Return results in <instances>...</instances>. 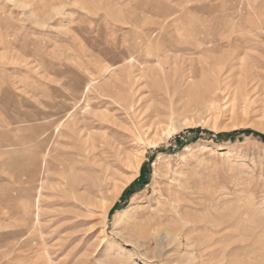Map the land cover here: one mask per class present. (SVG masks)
Here are the masks:
<instances>
[{
	"label": "rangeland",
	"instance_id": "obj_1",
	"mask_svg": "<svg viewBox=\"0 0 264 264\" xmlns=\"http://www.w3.org/2000/svg\"><path fill=\"white\" fill-rule=\"evenodd\" d=\"M243 130L264 0H0V264H264Z\"/></svg>",
	"mask_w": 264,
	"mask_h": 264
},
{
	"label": "trees",
	"instance_id": "obj_2",
	"mask_svg": "<svg viewBox=\"0 0 264 264\" xmlns=\"http://www.w3.org/2000/svg\"><path fill=\"white\" fill-rule=\"evenodd\" d=\"M235 135L250 136V137H252V138H254V139H257V140L261 141V142L264 144V136L259 135V134L255 133V132H252V131H250V130H243V131H240V132H234V133H232V134H230V135H226V136H227V137H233V136H235ZM222 137H223V136H222ZM177 142L179 143V144H178L179 147H181V146H182V143H181L179 140H177ZM146 166H147V164H144V165H143V170L145 169ZM146 182H147V178L145 179L144 176H143L142 180H139V181H137V182H133V183L129 186V188L124 192V198H127L128 196H130V194H132V193H134L135 191L141 189V187H142L143 185H145Z\"/></svg>",
	"mask_w": 264,
	"mask_h": 264
},
{
	"label": "bare ground",
	"instance_id": "obj_3",
	"mask_svg": "<svg viewBox=\"0 0 264 264\" xmlns=\"http://www.w3.org/2000/svg\"><path fill=\"white\" fill-rule=\"evenodd\" d=\"M254 83V82H253ZM62 122H60V124H61ZM63 164V166L61 165V167H63V168H65L64 166H66L64 163H62ZM45 167V166H44ZM65 171V170H64ZM39 189H41L40 187H39ZM38 189V190H39ZM36 202V201H35ZM38 202V201H37ZM37 202H36V204H37ZM35 208H36V211H37V209H38V207H36L35 206ZM119 214H121V213H119ZM124 214V213H123ZM122 215V214H121ZM119 217V216H118ZM165 240H166V245L168 244V241L169 240H171V238H173V237H175L176 235H177V230H175V229H166L165 231ZM170 243V242H169ZM206 250V249H205ZM201 252V251H200ZM207 252H208V249H207ZM224 252V251H223ZM210 256H213L214 254H215V252L214 251H212V252H210ZM202 255H204V254H202ZM203 261H205V260H203ZM212 262H215L214 260L213 261H211V263ZM201 263V262H200ZM205 264V263H204ZM209 264V263H208Z\"/></svg>",
	"mask_w": 264,
	"mask_h": 264
}]
</instances>
